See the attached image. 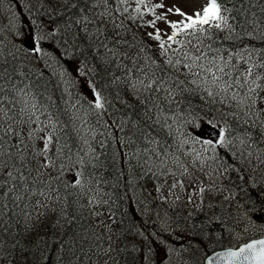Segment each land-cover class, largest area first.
<instances>
[{"label": "trees", "instance_id": "16d2710c", "mask_svg": "<svg viewBox=\"0 0 264 264\" xmlns=\"http://www.w3.org/2000/svg\"><path fill=\"white\" fill-rule=\"evenodd\" d=\"M37 4L35 13L31 15L37 17L55 43L48 39L41 44L51 48L55 58L64 64L62 67L69 70L73 84L66 80V86L64 78L43 59L44 54L36 59L31 53H12V46L8 43L2 49L0 252L4 253L3 246L9 247L11 253L6 256L14 264H95V258L101 260V264H152L144 260L142 248L137 243L141 233L136 231L135 212L131 210L132 204L127 195L126 173L122 168L123 148L127 147L132 152L137 149L145 151L144 147H149L148 140L155 139L153 130L162 124L161 115L166 108L162 105L160 94H164L166 88L168 92L176 88L180 92L176 95V111L184 119L205 116L207 108L204 103L209 101V94L191 85L182 67L167 66L165 61L168 57L161 55L142 35V28L138 27L142 21L135 24V19H130L135 15L139 17L134 12L135 0H128L126 5H120L116 0H107L106 5L98 0H39ZM125 7L127 12L123 11ZM223 7L227 9L224 15L231 30L211 29L207 36H200L199 39L191 37V45L188 46L189 38L184 34L178 38L186 41L184 48L199 45V52L191 49L197 55H205L209 59L231 57L229 66L236 65V68L231 69L232 74L225 79L234 81L245 68L241 53L245 54V59L252 54L253 62H260L264 55V0H223ZM99 11H103L105 23H101ZM109 11L115 17L114 21L107 14ZM66 12H69L70 20L62 17V13ZM27 16L23 14L22 18L27 20ZM85 16L88 17L85 21L87 25L82 27L76 21H82ZM114 25L121 27L117 29ZM115 31H119L125 43L114 48ZM104 36L108 39L105 40ZM188 62L191 63L190 60ZM204 62L207 63V60ZM136 66L144 68L149 80L153 72L156 78H165L163 83L152 85L150 92L153 90L156 95L152 101L153 95L148 92L141 94L138 100H127L126 91L131 92V85L134 83L136 86L139 82L135 79ZM126 69H132V72L126 74ZM256 70L264 73V69ZM77 74L89 78L94 89L100 93L103 108H96L95 103L82 93H76L74 82ZM140 78H145L142 73L137 77ZM177 81L183 83L178 84ZM257 92L264 95V91L258 89ZM220 97V94L214 93L212 99L220 101ZM223 97L231 98L228 95ZM222 101L228 104L227 100ZM221 107L216 106L214 113L222 117ZM237 109H231L237 127L233 128L238 130L241 122L239 131L242 136L246 138L254 134L251 141L261 145L263 151L264 130H260L259 135L255 131L252 133L251 130L257 129L258 125L246 119L248 113L243 108L239 114ZM115 110L132 125V129L123 131L125 136L130 132V139L123 142V148L117 130L105 124L109 118L107 111ZM259 111L263 113L262 109L256 112L260 114ZM158 115L159 121H156ZM90 134L95 138L91 139ZM49 136L51 142L45 148ZM88 147L93 151L89 159L85 155ZM48 161L50 165L46 163ZM232 165L228 178L233 190L238 192L237 198L249 213H259L256 218L264 221V173L259 174L257 169L247 170L242 163L237 167ZM90 190L97 191L94 194H98L99 198L96 195L95 199L103 200L107 213L104 220H108L105 235L110 234V237L104 238L103 230L99 232L95 222L90 220L87 208L93 196ZM99 191L105 192L104 195ZM223 219L226 215L215 211L214 214L200 212L186 221L183 230H187L188 235L182 249L190 264H204V258L210 252L236 246L263 234L253 230L254 233L247 237L237 238L233 229L228 227L231 226L229 221L224 223ZM109 224H113L114 229ZM99 247H106V252L99 253ZM18 248L23 253H17Z\"/></svg>", "mask_w": 264, "mask_h": 264}, {"label": "rangeland", "instance_id": "374dc122", "mask_svg": "<svg viewBox=\"0 0 264 264\" xmlns=\"http://www.w3.org/2000/svg\"><path fill=\"white\" fill-rule=\"evenodd\" d=\"M37 2L39 3V0H0V54L4 56L2 49L7 43H11L12 49L10 50L14 51L13 53L25 52L27 51L25 42L31 41V56L37 59L44 54L43 59L49 62L51 69H54L55 73L64 78V83L68 86L66 80L70 84L72 83L69 78V70H65L62 67L64 64L55 58V54L53 55L50 50L51 48L41 44L43 40L49 39L52 43H54V40L47 35V30L41 23L32 19L31 14L35 13L34 9L38 5ZM158 2H161V0H156L152 3ZM162 2L168 7L175 5L191 14L206 4L207 0H162ZM162 11V9L156 10L157 14ZM23 14H28L27 20L22 18ZM151 18V14H145L144 17H136L135 24ZM167 18L170 20L180 19L179 16L174 14H169ZM158 26L161 28L165 27L163 24ZM147 31H152V29H141L142 35L146 38L145 33ZM168 31L170 33V30ZM148 41L150 45L154 46V49L160 52L156 42L149 39ZM37 47L39 51L35 50ZM172 48L179 49L181 52L192 49L190 47L184 48L180 45H173ZM169 53L175 52L170 51ZM174 55H177V53L170 54L168 57L170 58ZM182 70L188 72L186 68L182 67ZM184 74L190 80L194 79L191 73ZM196 79L198 80L197 84H192L191 82L190 84L196 86L201 92L208 93L210 90L213 94H220L221 103L218 99L213 100V95H208L209 101L206 100V103H204L208 115L207 113L205 116L201 115L199 119L197 117L184 119L176 111L178 106L176 95L180 92H177V88L169 92L168 89H166V92L164 90V94H160V98L162 105L166 108L161 115L162 124L153 130L155 139L153 142L151 141V149L146 151L137 149V151L132 152L127 147L123 148V142H128L130 139V132L125 136L121 129L127 127L126 129L129 131L128 129H132V125L130 123L126 124L120 113L117 114L118 118L111 124V127L118 130L117 133L120 136L119 140L125 155L123 160L127 161L125 166H127V169L129 168V171L127 170L130 181L128 194L132 199L131 210L135 212L134 218L137 221L134 225L138 229V234L141 233V236L137 239V243L139 242V245H137L142 248L144 260H148L152 264H190L186 260L182 249L184 240L188 235L187 230L184 231L183 228L191 216H196L200 212L214 214L215 211H221L224 213L226 219L222 221L224 223H226V220L229 221L231 226L228 227L233 229V233L237 238L252 234L254 233L253 230L264 232V221L258 220L254 214L246 210L244 203L237 198L236 193L238 192L233 190L231 180L228 178L229 161L235 162L232 165L233 167H237L239 163H242L247 170L253 171V169H257L259 174L260 172L264 173V155H261L262 153L264 154V150L262 151L260 148L262 146H257L251 141L254 134H249L246 138L242 136L239 131L241 122L238 125V130L233 128L236 127V124L231 110L232 107L238 108L237 112L239 114L243 108L248 113L246 119L252 120L254 125H258V128H253L251 132H258L259 135V131L264 130V102L257 103L249 109L248 104L251 101L246 104L240 103L245 90L240 89L238 85L234 89H229L228 93H225L222 91L221 85H214L210 82V77L207 84H205L203 74L200 77H196ZM148 83L147 78H144V84ZM76 88L95 103L94 96L96 91L90 82L81 81V78H77ZM147 92L153 95L151 101L154 100L156 97L153 94L154 91L150 92V89L145 88L141 83L137 84L136 90L131 89V92L126 91L125 94L128 96L127 100H138L141 94L143 95ZM233 92H238L240 95L236 99H232ZM258 94L264 100L263 94L261 92H258ZM226 95L231 98L223 97ZM222 100H227L228 104ZM119 103L123 102L119 101ZM239 103L241 104L240 106L236 105ZM220 105L222 106L220 108V112L223 114L222 117L214 113L215 107ZM261 109L263 113L261 111H259L260 114L256 112ZM152 113L156 114L155 112ZM155 118L156 121H159V115ZM204 126L216 129L218 137L215 139L209 137L204 131ZM149 134L151 135L150 132ZM221 134L225 141L223 145L219 143ZM89 136L95 138L93 134ZM98 140L99 138L95 142ZM209 141L211 142L210 144L207 143ZM92 153L91 148H86L85 155L88 159ZM224 154H228L227 157L223 156ZM131 177L132 179H130ZM92 191L90 190V192ZM94 193H97V191H93V196L90 197V203L88 202L87 208H89L91 220L97 225L98 231L101 232L100 230H103L102 235H105V231L107 233L108 229L106 224L108 220H104V215L107 213L103 208V200L95 199V196L97 195V198H99V195ZM99 193L104 195L103 193L105 192L99 191ZM107 217L109 216L107 215ZM109 226L114 229L113 224H109ZM143 231L144 234H142ZM108 236L110 237L111 235L108 234L103 237ZM20 250L18 248L16 250L17 253H23ZM3 251L4 253L0 252V254H3L0 256V264H14L6 256L11 253V249L3 246ZM97 251L99 253L106 252V247H99ZM94 262H96L95 264H101V260L96 258ZM28 264L32 263L29 262Z\"/></svg>", "mask_w": 264, "mask_h": 264}, {"label": "snow or ice", "instance_id": "6c2138e0", "mask_svg": "<svg viewBox=\"0 0 264 264\" xmlns=\"http://www.w3.org/2000/svg\"><path fill=\"white\" fill-rule=\"evenodd\" d=\"M98 2L105 5L107 4V0H98ZM116 2L120 5H126L128 0H116ZM135 3L136 7L134 12L138 16L143 17L145 14H151L152 16L151 19L143 20L141 24H138V27L152 29V31H147L145 33L147 38L156 42L160 53L163 56L168 57L170 51L177 53V58L175 60L169 58L165 61L167 66L171 68H177L178 66L186 68L188 72L195 77H200L203 74L205 84L209 82L210 77V82L214 85H221V89L225 93H228L229 89H231L234 84L238 85L240 89L245 90L244 95L240 99V103L245 104L248 101H251V103L248 104L249 109L257 103L264 102L257 92L258 89L264 91V73L256 70L258 68L264 69V55L261 56L260 62H253L252 54H248L245 59V54L241 53L240 57L245 61V68L235 77L234 81H230L225 79V77L230 76L232 74L231 69L236 68V65L229 66L228 61L231 57L217 56L209 59L205 55H197L191 50L180 52L179 49L172 48L173 45H180L182 47L185 45L186 41L178 39L181 34H184L185 37L189 38L187 39V43L191 45V37L199 39L200 36H207L211 29L224 30L225 28H228L231 30V26L228 24V19L224 15L227 9L223 7V0H207L206 4L191 14L175 5L168 7L162 2V0L155 4H153L151 0H135ZM142 8L146 11H142ZM157 9H162L163 11L160 14H157ZM123 11L127 12L128 8L125 7ZM107 14L112 16L110 11ZM169 14L179 16L180 19L170 20L167 18ZM103 16L104 14H101V23H105ZM112 19L114 21L115 17L112 16ZM130 19H136V17L133 16L130 17ZM87 20L88 17L85 16L82 18V21L78 22ZM159 24H163L165 27L161 28L158 26ZM114 27L119 29L121 25H114ZM168 30H170V33ZM101 35H103V32H101ZM113 36L114 48L117 45L125 43L120 36L119 31H115ZM104 39L107 40L108 37L104 36ZM105 47L107 46L105 45ZM208 47L210 48L211 46L209 45ZM192 48H194L196 52L200 51L199 45H192ZM35 50L39 51V48L37 47ZM109 51H113V49H109ZM247 51L248 50H245V52ZM189 60L191 63L188 62ZM206 60L207 63L204 62ZM220 61L223 62L221 63ZM194 69L196 70L194 71ZM226 69L229 70L226 71ZM136 71L143 73V69L139 66H136ZM131 72L132 69H126V74ZM143 75L145 78L148 76L147 73H143ZM241 76H243V79H241ZM164 79V77L156 78L155 73L153 72L152 78L148 84H144L143 78H140V83L144 85L145 88L151 89L153 84L163 83ZM257 81L262 82L257 83ZM190 82L192 84H197L198 80L192 79ZM177 83H183V81H177ZM131 86L136 90L134 83ZM208 94L210 96L213 95L210 90ZM238 95H240V93L233 92L232 99H236ZM94 101L96 108L104 107L99 92L95 93ZM50 142L51 136L47 138L45 148H47V145ZM224 142V137L221 135L219 143L223 145ZM207 143L210 144L211 142L209 141ZM46 163L50 165L51 162L48 161ZM8 175L11 177L12 173L9 172ZM201 191H203V189H201ZM215 261H219L220 264H264V239L245 243L242 247H239L236 250L228 249L222 253H217L214 260H209V264H215Z\"/></svg>", "mask_w": 264, "mask_h": 264}, {"label": "bare ground", "instance_id": "6f19581e", "mask_svg": "<svg viewBox=\"0 0 264 264\" xmlns=\"http://www.w3.org/2000/svg\"><path fill=\"white\" fill-rule=\"evenodd\" d=\"M99 7H101V6H99ZM105 9V8H104ZM104 9H102V10H104ZM98 10V9H97ZM97 10H96V12H97ZM67 11V10H66ZM69 12H70V10H69ZM69 12H66V13H62V17L64 18V19H68L69 18V15L70 14H72V12H70V14H69ZM100 12V11H99ZM98 13V12H97ZM101 13V12H100ZM102 13H103V11H102ZM101 13V14H102ZM32 16V19H34L36 22H38L37 21V17L35 16V15H31ZM95 16V15H94ZM74 18V17H73ZM71 19V18H70ZM70 19H68V20H70ZM73 20V19H72ZM81 21V20H80ZM67 22V21H66ZM39 23V22H38ZM71 23H73L74 24V22H71ZM76 23L77 24H80V25H82V27H85L87 24H86V22L85 21H83V22H78V21H76ZM75 23V24H76ZM70 24V23H69ZM72 25V24H71ZM76 26V25H75ZM81 27V28H82ZM92 30H94V29H92ZM97 30V29H96ZM80 31V30H79ZM94 32V31H93ZM37 34V33H36ZM69 34V33H68ZM40 36H41V34H40ZM96 36V35H95ZM104 41V40H103ZM100 42V41H99ZM98 42V43H99ZM107 44V43H106ZM14 49H16V48H14ZM98 49V48H97ZM106 50V49H105ZM1 51V50H0ZM11 51V50H10ZM92 51V50H91ZM12 52V51H11ZM14 52V51H13ZM12 52V53H13ZM91 53V52H90ZM106 53V52H105ZM104 53V54H105ZM18 54V53H17ZM20 54V53H19ZM100 55V54H99ZM15 56V55H14ZM20 55H18V57H19ZM21 56H22V54H21ZM105 56V55H104ZM102 57V56H101ZM16 58V57H15ZM22 58V57H21ZM103 59H104V57H103ZM108 59V58H107ZM18 61V60H17ZM22 61H24L25 62V60H22ZM16 64V63H15ZM13 65V64H12ZM14 66V65H13ZM18 67V66H17ZM14 68H16V67H14ZM11 69V68H10ZM10 71H12V70H10ZM15 71V70H14ZM5 74V73H4ZM7 75V74H6ZM10 75H12V74H10ZM15 75V74H14ZM9 77H11V76H9ZM7 80V79H6ZM16 80V79H15ZM9 81V80H8ZM9 83V82H8ZM10 84V83H9ZM79 97H81V96H79ZM262 97H264V95L262 96ZM78 99V98H77ZM81 99V98H80ZM73 100H75V99H73ZM73 100H72V102H73ZM78 103V102H77ZM75 105V104H74ZM95 109V108H94ZM91 110V109H90ZM92 110H93V107H92ZM99 111V110H98ZM95 113H97V112H95ZM94 113V114H95ZM131 119V118H130ZM129 120V119H128ZM134 120V119H133ZM131 121V120H130ZM126 124H128L127 122H126ZM211 124V123H210ZM135 125V124H134ZM214 125V124H213ZM89 131V130H88ZM91 133V132H90ZM220 135V134H219ZM222 135V134H221ZM125 137V136H124ZM91 139H92V137H91ZM90 140V139H89ZM152 141V140H151ZM145 148V147H144ZM143 148V149H144ZM140 151V150H139ZM126 152V151H125ZM129 155V154H128ZM133 156V155H132ZM128 158V157H127ZM133 159V158H132ZM130 160H131V158H130ZM130 162V161H129ZM229 163L232 165V164H234L235 162L234 161H229ZM131 164H132V162H131ZM127 167V166H126ZM129 169V168H128ZM127 169V170H128ZM132 169V168H131ZM129 171V170H128ZM131 171H133V170H131ZM130 171V172H131ZM124 174V173H123ZM135 176V175H134ZM138 176V175H137ZM244 176V175H243ZM126 177V176H125ZM137 178H140V177H137ZM130 179H132V177L130 178ZM136 179V178H135ZM133 183V182H132ZM131 185V184H130ZM241 189H244V188H241ZM247 191V190H246ZM248 192H250V191H248ZM243 194H245V192L243 193ZM247 196V195H246ZM93 199V198H92ZM130 199V198H129ZM245 201V200H244ZM249 201H251V200H249ZM258 201V200H257ZM90 203V202H89ZM256 203V202H255ZM255 208H257V207H255ZM91 209H92V207H91ZM261 209V208H260ZM260 211V210H259ZM258 212V211H257ZM211 214V213H210ZM217 214V213H216ZM213 216V215H212ZM215 216V215H214ZM219 216V215H218ZM218 216H216V217H218ZM91 220V219H90ZM213 220H215V218L213 219ZM211 221V220H210ZM208 222V221H207ZM206 222V223H207ZM213 223V222H212ZM240 226V225H239ZM138 230V229H137ZM136 230V231H137ZM197 231V230H196ZM146 233V232H145ZM151 233V232H150ZM142 234H144V231H143V233ZM147 235V234H146ZM141 236V235H140ZM139 238V237H138ZM148 249V248H147Z\"/></svg>", "mask_w": 264, "mask_h": 264}, {"label": "water", "instance_id": "95a60500", "mask_svg": "<svg viewBox=\"0 0 264 264\" xmlns=\"http://www.w3.org/2000/svg\"><path fill=\"white\" fill-rule=\"evenodd\" d=\"M30 42H27V46L28 47H30ZM209 132H210V134L212 135V136H216V131L215 130H208ZM259 239H264V237H261V238H257V239H253V240H259ZM253 240H250V241H248L247 243H250V242H252ZM244 244H242L241 246H239V247H242ZM238 247V248H239ZM238 248H227V249H221V250H217V251H215V252H213V253H211L210 255H208L207 256V258L205 259V264H209V260H214L215 259V256H216V254L217 253H222V252H224V251H226V250H228V249H233V250H236V249H238ZM215 264H220V262L219 261H215Z\"/></svg>", "mask_w": 264, "mask_h": 264}]
</instances>
